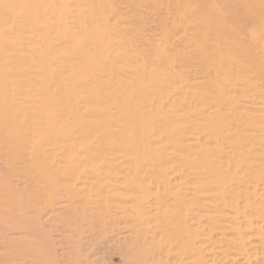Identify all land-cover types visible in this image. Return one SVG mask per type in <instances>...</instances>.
I'll list each match as a JSON object with an SVG mask.
<instances>
[{
  "label": "bare ground",
  "instance_id": "obj_1",
  "mask_svg": "<svg viewBox=\"0 0 264 264\" xmlns=\"http://www.w3.org/2000/svg\"><path fill=\"white\" fill-rule=\"evenodd\" d=\"M79 2L83 4V0ZM74 3L77 5V0ZM91 5L87 13L82 10L78 12L76 8L66 10L61 7L60 23L46 26L57 9L51 0H0V126L7 131V136L10 135L13 141L25 147V163L29 160L31 167L40 174H46L49 166H57L55 157L62 152L65 153L67 165L74 161L75 169L81 166L84 174L82 177H68L72 184L62 186L60 180L66 177L56 175L53 187H57V192H63L56 203L61 205L60 212L64 209L68 212L72 210L73 216L79 215L81 223L90 225V228L80 232L65 229L69 234L63 236L58 243L43 245V224H30V220L27 224L30 209L22 207L26 204L25 201L21 205L25 210L24 216H20V213L16 218V212L12 209L18 211L20 206L14 202L19 190L17 189L16 195H12L13 191L6 189L7 184L1 183L0 264H92L90 260L94 255L87 253L89 239H84L88 237L87 234H101L108 227L110 237H116L115 241L124 246L131 256L128 257L129 264H177L170 262L174 255L180 260L178 264H208L206 257L211 258V264L216 260L226 263L230 259L229 251L236 244L225 239L226 233L230 232L242 246H248L250 250L255 248L253 244L257 245V242L261 247L257 250L260 253L254 252L253 255L249 253V249L234 254L236 261L244 260L251 264L253 258L254 262L260 260L264 264V165L256 163L255 156L246 149L248 138H243V144H236L231 135H217L218 128L222 131L233 126L228 120H220L216 126L211 124L209 119L219 115V105L212 114L207 115L205 106L198 108L200 112L197 111V114L202 121V125L198 124L199 127L175 126V116L181 115L183 111L175 109L176 106H172L168 112L164 111L171 99L165 95L166 90L162 85L164 79H161L167 72L160 74L154 68L146 73L145 68L127 61L128 51L117 56L118 61H125V67L116 68L112 63L108 65L109 72L103 66L106 62L102 61L104 57L87 58L88 53L84 55L82 48L85 44L95 46L90 40L99 34L97 22L91 24ZM46 8L53 10L49 16L44 12ZM73 15L78 32L70 43L78 47L75 55L78 61L69 66L68 72L63 71L67 55L62 50L56 55L58 59L55 61H48L47 58L39 66L10 68V62L17 60L19 54L6 53L7 47H17L21 53H31L33 47L45 44L38 51L52 52L66 40L58 30L65 32L70 23L67 18ZM81 18H85V22L81 23ZM4 25H11L9 30H20L22 27L24 31L36 32L44 31L43 27L46 26V32L44 35L38 33L32 42H25L22 36L8 35ZM50 32L58 34L53 45L49 43ZM85 36L90 37V42L86 41ZM62 47L67 49L66 46ZM160 54L161 52L158 55ZM54 64L57 66L54 67ZM85 69L89 73L83 75ZM87 90L90 91L88 98L83 94ZM40 93L44 94L45 104L30 100V97ZM136 95H140L141 99L136 98ZM234 104L238 107L239 101ZM146 107L154 108L151 118L143 110ZM232 107L234 106L230 105L228 109L232 110ZM84 115L100 116L96 131L93 129L94 125L84 119ZM158 117L165 123L162 128L152 126L151 121L156 122ZM232 117L233 112L230 120ZM113 123L117 124L119 131L112 129ZM205 127L211 140L218 146L213 154L216 158L209 163L204 162L203 168L194 167L196 159L194 161L189 158V151L199 149L197 157L200 159L206 158L208 154L201 151L204 146L199 143V138H204L200 128ZM50 129V135L54 133L57 143L48 137L34 138L36 133ZM254 131L255 134H249V139H259L258 135L264 132V128L257 126ZM116 134L118 137L113 141L112 137ZM189 134L197 137H192L183 146ZM163 135L167 137V141L174 140L172 147H153L147 142L151 137L157 138L156 142H163ZM7 141L10 140L5 139ZM80 145L84 151L72 153L73 147ZM94 145L92 153L96 157H92L90 164L83 167L82 158L91 152ZM226 146L235 148L237 154L227 156L230 170H226L224 175L220 172L221 162L218 165L215 160L226 158ZM185 153L187 154L183 157ZM172 156L177 157L176 163L183 161L180 163L181 168H177L179 172L174 168L175 171L171 169L167 173L154 165L159 160H173ZM257 164L260 169L255 174L251 171H254V165ZM197 172L204 177L193 178L194 182H190V175ZM86 178L92 180L87 181ZM36 186L42 185L36 183ZM53 187L51 194L54 195ZM24 188L20 191L23 196L26 195L23 191L29 189ZM124 190L127 192H122ZM76 200L82 203V207L70 208L69 204ZM122 200H129V205H121L119 201ZM63 201L68 204L64 205ZM33 203L38 204L35 201ZM89 210H92L90 215H85ZM51 213L52 211L46 212L48 217ZM107 216L118 221V224H108ZM223 219H228L229 223L222 224ZM34 221L38 223L37 220ZM35 225H39L38 229L31 230ZM170 230L174 231L173 236L170 235ZM203 232H208L209 236L219 234L226 246L208 251L197 245L202 240L210 244L208 235H205V239L202 238ZM184 242H188L190 246L182 247ZM72 251L74 253L71 254Z\"/></svg>",
  "mask_w": 264,
  "mask_h": 264
},
{
  "label": "rangeland",
  "instance_id": "obj_2",
  "mask_svg": "<svg viewBox=\"0 0 264 264\" xmlns=\"http://www.w3.org/2000/svg\"><path fill=\"white\" fill-rule=\"evenodd\" d=\"M51 1L53 5L57 6V9L56 14L52 13L51 11L53 10L50 8L44 10L47 16L50 13L54 14L50 17L46 26H55L57 22L60 23L61 7L66 10L76 8L78 12L82 10L83 13H87L90 8L89 5L92 4L93 21L91 24L97 22L99 34L90 40L95 46L85 44L82 48V53L84 55L88 53L87 58L92 59L104 57L102 61H106L103 65L106 66L105 71H110L108 65L112 63V66H116V68L125 67L123 66L125 61H118L117 56L122 52L126 53L128 51L129 59L127 61L145 68L146 73L154 68H157L160 74L167 72L161 76V79H164L162 85L166 90L165 95L171 99L165 105L164 111H170L172 106H176L175 109L183 111L181 115L175 116V126L195 127L198 124L202 125L201 117L197 114V111L200 112L198 108L205 106L207 115L212 114L219 105L221 109L218 117L210 118L209 121L216 126L220 120H228L232 122L233 126L222 131H219L218 128L217 135H231L236 144H243V138H248L246 149L255 156L257 159L256 163L260 162L264 165V132L261 135L259 134L260 136L257 134L258 138L260 137L259 139H249V134L254 133L257 126L264 128V0H83V4H80L79 0H77V5L74 3L75 0ZM32 10H34V7ZM73 17L75 16H68L67 19L70 23L65 32L58 30V33L65 37L66 40L56 46L52 52L38 51V48L44 47L45 44L33 47L31 53H21L17 47H7L8 51L6 53L19 54L17 60L10 62V68H22L27 65L28 67L31 65L39 66L47 58L48 61L50 59L55 61L58 59L56 55L62 50L66 51L67 55L64 59L66 62H63L65 65L63 71L68 72L69 66L78 61L75 59L78 47L74 46V43H70L73 38H76V33L78 32V28L72 19ZM80 21L81 23L85 22V18H81ZM87 23L89 24V21ZM46 26L43 27L44 31L40 30L39 32L24 31L22 27L20 30H9L11 25H4V28L8 35L13 37L22 36L25 42H32L38 36V33L40 35L45 34ZM49 36L51 38L49 43L53 45L58 34L50 32ZM85 38L87 42H90L89 36H85ZM62 46H66L67 49ZM160 52L162 56L158 55ZM29 57H34V59L30 60ZM55 66L57 65L54 64ZM86 73H89V70L85 69L82 74ZM176 76H179L180 79L176 78ZM83 94L88 98L90 91H84ZM135 97L141 99L140 95ZM30 100L40 101L45 104L43 93L37 96L35 94L30 97ZM144 100L146 101L147 98ZM240 100L242 103H240ZM237 101H239V104L238 107H235L234 102ZM230 105L234 106L232 110L228 109ZM153 109L152 107H146L143 110L147 111L151 118ZM231 112H233L232 120H230ZM99 117L98 115H84V119L89 124L94 125L93 129L95 131L98 121H100ZM159 118H156V122L150 120L152 126L162 128L165 125ZM112 129L119 131L116 123H113ZM50 131L51 129L38 132L34 138L48 137L54 143H57L56 136L54 133L50 135ZM5 132L7 133L0 126V184L6 183V189L13 191L12 195H16L19 192L16 195L17 199L14 201L20 205L18 211L12 209L14 213L16 212V218H18L20 213V216L24 214L23 206L28 210L30 209L29 213H27L29 215L28 220L26 219L28 221L27 224L29 220L30 224H32L31 222L33 224H43V227H41L43 234H45L42 240L43 245H47L46 243L50 244V242L58 243L63 236L69 234L65 229L70 230V232H80L83 229L90 228L89 224L80 222L79 215L74 214L73 216L74 212H71L72 210L68 212L67 209H64L60 212L61 205L56 203L58 196L63 195V192H57V187H53L56 175L62 178L66 177L60 180L62 186L72 184L68 177H82L84 174L81 171V166L75 169L74 161L67 165L65 153L62 152L57 153L55 157L54 162L57 166H49L46 174H40L31 167L29 160L25 163V152L23 151L25 147L13 141L12 137L10 135L7 136ZM200 132L204 138H199V143L204 146L201 151L208 153L206 158L200 159V157H197L199 149L189 151L188 154L189 158L196 159L193 162L194 167L203 168L202 164L204 162L209 163L210 160L216 158L213 157V154L218 149V146L211 140L207 127L204 129L200 128ZM116 137H118V134L112 137L113 141H116ZM192 137H197V135L192 136L189 134L188 139L183 142V146L190 142ZM5 139L10 141L5 142ZM156 139L151 137L147 142L152 144L153 147L164 146L165 148L170 147L174 142V140L173 142L167 141L165 135L162 136L163 142H156ZM8 143L11 144L9 145ZM94 149L95 145L91 152L82 158L83 167H87L92 157H96L95 153H92ZM72 151V153L82 152L84 149L80 145L73 147ZM117 153L120 154V152ZM186 154L182 156L185 157ZM234 154H237L236 149L226 146L224 148L226 158L215 160L218 165V162H221L220 172L222 174L225 175L224 172L230 170L228 169L227 156ZM172 159L174 163L173 160H159L154 165H158V168L166 170L167 173H170V170H174V168L179 172L178 169L182 166L180 163L183 161L176 163V156H172ZM43 163H45V159ZM259 169V164L254 165V171L251 172L258 174ZM48 173L49 175H47ZM201 177L204 176L200 175L199 172L192 174L190 175V182H194V179H200ZM85 180L90 181L92 179L86 178ZM36 183L42 185L40 186L41 188L36 186ZM52 187L54 195L51 194ZM22 188L26 190L29 188L28 191H23L26 194L25 196L21 195L20 191ZM122 192L127 191L124 190ZM29 198L32 200H29ZM20 201L23 202L20 204ZM33 201L38 204L33 203ZM23 203L25 205H22ZM119 203L121 205H129V200H122ZM65 204L67 205L68 202H64ZM71 205L69 204L70 208L82 207V203L77 200ZM47 211H52L49 217L46 214ZM91 212L92 210H89V212H85V215ZM199 214L206 213L199 212ZM207 214L214 215L212 212H207ZM77 216L78 219H76ZM34 219L38 223H34ZM216 219H218L217 216ZM107 221L108 224H116V222L118 224V221L113 220L112 217L110 219L107 216ZM221 222L222 224H228L229 220L223 219ZM13 224L16 223L14 222ZM231 225L238 228L235 224ZM38 226H32L34 228L31 230H37ZM108 228L104 232H100L101 234L93 232L92 234H87V238H83L85 241L89 239L90 247L87 253L94 255L93 257L91 256L90 262L92 264H129L128 257L131 256L125 251L126 248L124 246L115 241L116 237H110L111 233ZM169 233L172 235L174 231L170 230ZM205 235L210 238V244L202 240L197 245L203 246L206 250L216 251L218 248L226 246L220 239L219 234H211L209 236L208 232H203V239L206 238ZM102 236L105 237L106 241ZM225 237V239L236 242L229 251L230 259L224 263L218 262L214 258L216 261L213 264H248L244 260L236 261L234 254L243 252L249 247L242 246L231 232L226 233ZM256 244H253L254 249H249V253L252 255L254 252L260 253L257 250H260L261 247L258 242ZM188 246H190L188 242H184L182 245V247ZM172 257L173 260L170 262L178 264L179 258L175 255ZM206 260L208 264L212 263L210 257H206ZM261 262L260 260L254 262L253 258L250 261L251 264H261Z\"/></svg>",
  "mask_w": 264,
  "mask_h": 264
}]
</instances>
